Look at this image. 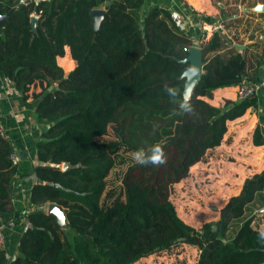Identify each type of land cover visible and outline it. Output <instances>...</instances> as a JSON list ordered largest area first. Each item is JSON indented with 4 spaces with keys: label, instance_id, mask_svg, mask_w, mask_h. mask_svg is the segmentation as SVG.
<instances>
[{
    "label": "trees",
    "instance_id": "1",
    "mask_svg": "<svg viewBox=\"0 0 264 264\" xmlns=\"http://www.w3.org/2000/svg\"><path fill=\"white\" fill-rule=\"evenodd\" d=\"M0 0V74L11 80L22 97L29 85L38 119L49 122L35 140L39 162L32 165L37 181L29 187L27 224L8 264H134L151 255H168L181 244L195 246L194 264H264L260 229L246 218L230 237L225 231L239 217L255 191L264 185V167L246 176L239 190L227 197L215 219L199 226L185 222L169 198L172 183L219 145L228 121L253 110L256 93L214 105L207 98L222 86L251 81L245 56L231 47L203 59L192 88V111L168 116L175 107L163 91L180 86L187 67L185 47L190 36L177 25L171 11L144 0ZM103 8L96 27L90 10ZM30 15H35L34 29ZM203 18H207L203 16ZM213 31L200 46L203 53L223 42ZM68 47L74 66L63 75L56 56ZM70 61L67 55L58 58ZM48 86L50 88L48 89ZM111 125L121 145L147 150L164 146L167 163L140 166L132 161L122 181L149 204L147 217L116 235L107 225L112 209L99 203L105 175L118 144L98 141ZM158 125V127H156ZM254 145L264 144L258 122L250 132ZM12 145L0 135V215L9 199L8 185L15 165L8 158ZM68 161L74 166L61 169ZM56 163L58 165H56ZM54 202L67 223L60 228L46 205ZM5 252L0 246V264Z\"/></svg>",
    "mask_w": 264,
    "mask_h": 264
},
{
    "label": "crops",
    "instance_id": "2",
    "mask_svg": "<svg viewBox=\"0 0 264 264\" xmlns=\"http://www.w3.org/2000/svg\"><path fill=\"white\" fill-rule=\"evenodd\" d=\"M264 3V0H144V8L158 5L169 9L181 30L187 31L192 41L199 39L206 41L213 31H199L193 23V11H200L205 22H215L230 17V31L228 33L216 31L223 37V42L218 50H210L204 53L203 58H208L218 52L223 53L231 47L241 52L247 61L248 70L256 69L251 82L256 85L257 100L253 105L254 112L248 113V118L243 119L244 114L228 122L245 123L247 126L248 146L251 154L258 156L264 152V145H254L250 141V132L258 121L256 115L264 116V8L255 9L256 4ZM232 17V18H231ZM67 55V61L58 58ZM56 62L64 71L74 66V60L69 55L65 45L63 54L56 56ZM236 85L218 87L214 93V105L222 104L224 98L234 99ZM36 84L29 85L27 96L22 97L20 91L13 86V82L0 74V119L11 142L12 148L19 159L8 185L9 199L1 216L4 219L3 233L4 243L1 246L5 252V262L15 254V247L19 236L27 224L26 213L33 206L29 202V187L35 181L32 165L39 162L35 155V140L49 124L47 120L38 119L34 112L35 100L31 97L32 91H39ZM212 97V96H211ZM209 99V98H208ZM217 100L220 102L218 103ZM264 120V119H263ZM263 132V130H262ZM218 146V145H217ZM264 161V157H263Z\"/></svg>",
    "mask_w": 264,
    "mask_h": 264
},
{
    "label": "rangeland",
    "instance_id": "3",
    "mask_svg": "<svg viewBox=\"0 0 264 264\" xmlns=\"http://www.w3.org/2000/svg\"><path fill=\"white\" fill-rule=\"evenodd\" d=\"M196 40L200 48L203 39L202 42L199 39ZM190 43H192L191 37ZM69 64L68 61L64 63L66 66ZM207 100L214 104V93ZM217 102L220 101L217 100ZM251 112L255 113L254 110L247 109L243 119H247L248 113ZM256 116L257 119L260 116L258 121L261 120L264 123V116ZM244 124L235 120L229 122L221 143L191 166L186 176L170 186L169 198L174 203L178 215L185 222L197 227L203 221L217 218L219 208L229 195L239 190L243 179L264 167V152L254 156L248 146H245L248 131ZM262 130L264 135V125ZM96 139L111 145L118 144L113 152V163L104 177L105 186L99 203L104 211L112 209L107 225L116 235H120L134 226L138 220L146 218V212L150 206L138 198L131 189H126L122 181L124 171L133 161L131 153L135 150L117 142L118 139L114 136L110 124L106 132ZM246 218L251 219L250 223L253 227L264 228V185L255 191L253 199L245 204L242 214L230 219L225 236L230 237ZM197 255L195 246L181 244L174 247L168 255H151L134 264H194Z\"/></svg>",
    "mask_w": 264,
    "mask_h": 264
},
{
    "label": "clouds",
    "instance_id": "4",
    "mask_svg": "<svg viewBox=\"0 0 264 264\" xmlns=\"http://www.w3.org/2000/svg\"><path fill=\"white\" fill-rule=\"evenodd\" d=\"M191 70V69H188ZM179 78L184 80V72L180 73ZM163 91L169 99V103L174 105L168 116H177L192 111V89L185 85L183 89L180 86L165 85ZM158 127V125H156ZM131 159L140 166L159 167L167 163V156L164 146L160 143H153L147 150L140 148L131 153ZM258 242L264 246V228H261L257 235Z\"/></svg>",
    "mask_w": 264,
    "mask_h": 264
},
{
    "label": "water",
    "instance_id": "5",
    "mask_svg": "<svg viewBox=\"0 0 264 264\" xmlns=\"http://www.w3.org/2000/svg\"><path fill=\"white\" fill-rule=\"evenodd\" d=\"M26 1V0H24ZM109 0H104L103 4H108ZM264 8V3H260V4H256L255 5V9H263ZM12 10V7L9 8L5 13L0 14V23L2 24L4 21L5 16ZM90 14L92 16V24L94 27H96L103 15V8L101 7H96V8H92L90 10ZM30 27L31 29H34L35 26V20H36V16L35 15H30ZM186 49V55L185 57L182 59L183 61H187V67L183 70L184 72V81H183V87L185 85L191 87V89L193 88V86L195 85V83L197 82L201 72H202V65H203V52L201 51V49L197 46H192L189 45L187 47H185ZM191 69V70H188ZM67 74V71H63V75L65 76ZM50 88V86H48V89ZM74 166L73 164H71L68 161H63L61 163V169H66L69 167ZM38 178H35V181H37ZM46 212L47 213H51L54 216V220L56 222V224L60 227V228H65L67 223L65 221L64 218V214L62 209L56 205L54 202H49L46 205Z\"/></svg>",
    "mask_w": 264,
    "mask_h": 264
},
{
    "label": "built area",
    "instance_id": "6",
    "mask_svg": "<svg viewBox=\"0 0 264 264\" xmlns=\"http://www.w3.org/2000/svg\"><path fill=\"white\" fill-rule=\"evenodd\" d=\"M22 1L23 0H19V2H22ZM190 12L192 13L193 23L199 31L208 30V31H220L224 33H228L230 31V20H231L230 17H226L225 19H220L215 22H205L203 15L200 11H193V9H190ZM190 45L199 47L196 39L192 41ZM255 90H256V85L243 78L236 85L235 95L238 98H242V97L248 96L249 94L255 92ZM0 135L8 138L5 128L1 122V119H0ZM7 156L12 164L14 165L17 164L19 157L13 148L11 149V151L8 153ZM56 165L58 164L56 163ZM4 223H5L4 219L0 215V246L3 245L4 240H5L4 233H3Z\"/></svg>",
    "mask_w": 264,
    "mask_h": 264
}]
</instances>
